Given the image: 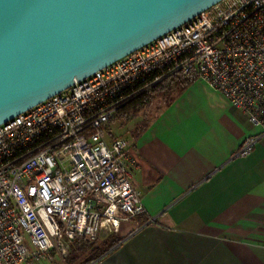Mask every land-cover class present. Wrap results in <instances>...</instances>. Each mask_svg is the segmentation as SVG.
<instances>
[{"label": "built area", "instance_id": "1", "mask_svg": "<svg viewBox=\"0 0 264 264\" xmlns=\"http://www.w3.org/2000/svg\"><path fill=\"white\" fill-rule=\"evenodd\" d=\"M192 75L264 139V0H223L133 54L0 125V264L53 263L144 214L127 141L104 139L134 98Z\"/></svg>", "mask_w": 264, "mask_h": 264}, {"label": "crops", "instance_id": "2", "mask_svg": "<svg viewBox=\"0 0 264 264\" xmlns=\"http://www.w3.org/2000/svg\"><path fill=\"white\" fill-rule=\"evenodd\" d=\"M156 111L116 138L137 161L144 214L91 264H264V139L236 157L260 130L202 81Z\"/></svg>", "mask_w": 264, "mask_h": 264}, {"label": "water", "instance_id": "3", "mask_svg": "<svg viewBox=\"0 0 264 264\" xmlns=\"http://www.w3.org/2000/svg\"><path fill=\"white\" fill-rule=\"evenodd\" d=\"M223 0H0V125Z\"/></svg>", "mask_w": 264, "mask_h": 264}, {"label": "trees", "instance_id": "4", "mask_svg": "<svg viewBox=\"0 0 264 264\" xmlns=\"http://www.w3.org/2000/svg\"><path fill=\"white\" fill-rule=\"evenodd\" d=\"M196 78L192 75H174L157 84L151 91L134 98L133 101L128 103L120 112V115H137L142 109L152 104L153 99H159L162 106L168 105L174 97L184 90L188 89L191 84L196 82ZM97 242V241H96ZM107 242V241H106ZM120 241L110 240L107 242L108 247L105 249L94 246L85 238L77 237L71 244V250L74 254L77 253L72 260H67L66 264H72V261L80 260L79 264H91L95 259L102 256L104 252L116 246ZM95 243V242H94ZM87 256V257H86ZM86 257V258H85Z\"/></svg>", "mask_w": 264, "mask_h": 264}, {"label": "rangeland", "instance_id": "5", "mask_svg": "<svg viewBox=\"0 0 264 264\" xmlns=\"http://www.w3.org/2000/svg\"><path fill=\"white\" fill-rule=\"evenodd\" d=\"M160 106H162L160 103V100L159 99H153L151 105L142 109L135 116L132 114L131 115L130 114H127V115L121 114L120 115L118 113L116 118L114 120H112L111 124L109 125L108 134L105 135L104 139L114 140L116 138H121V139L128 140L130 132H136L139 128L138 126H141V123H144L146 120L153 117L157 112L156 110H158V108ZM113 236L115 237L117 235H111L109 237H106L105 240H103V241L100 240L98 242H95V243H93V245L97 246L99 248L105 249V247L106 248L108 247L107 242L110 241V238ZM106 240H108V241L106 242ZM116 240L120 241V238L116 239ZM75 255H77V253L74 254V250H71L68 257L65 258L63 261L55 258L56 260H54V262L50 263V264H66L67 260L71 261L72 257H74ZM42 264H49V263L43 262Z\"/></svg>", "mask_w": 264, "mask_h": 264}]
</instances>
